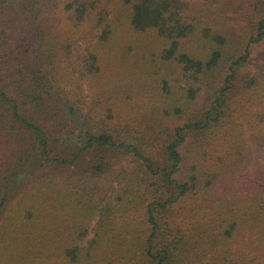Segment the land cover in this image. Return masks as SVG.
<instances>
[{"label":"trees","instance_id":"trees-1","mask_svg":"<svg viewBox=\"0 0 264 264\" xmlns=\"http://www.w3.org/2000/svg\"><path fill=\"white\" fill-rule=\"evenodd\" d=\"M0 264H264V0H0Z\"/></svg>","mask_w":264,"mask_h":264},{"label":"rangeland","instance_id":"rangeland-1","mask_svg":"<svg viewBox=\"0 0 264 264\" xmlns=\"http://www.w3.org/2000/svg\"><path fill=\"white\" fill-rule=\"evenodd\" d=\"M253 3V2H252ZM234 21H238V19H236V18H234ZM128 112V110H126V109H121L120 111H119V115H118V118L117 119H114V120H112V121H109V123L110 124H112V123H115V124H117L118 126H121V125H123V124H127V123H131L132 122V116H135V114H128L127 113ZM133 124H134V122H133ZM93 159H94V157H93V154L92 153H89L88 155H85L84 157H83V159H82V161H81V163H80V167L82 166V167H86L89 163H90V161L91 162H93ZM95 161V160H94ZM124 164H126V162H123ZM129 165V164H128ZM131 166L129 165V168H130ZM42 171H44V170H42ZM95 224H94V222L90 225V229L91 228H93V226H94Z\"/></svg>","mask_w":264,"mask_h":264}]
</instances>
